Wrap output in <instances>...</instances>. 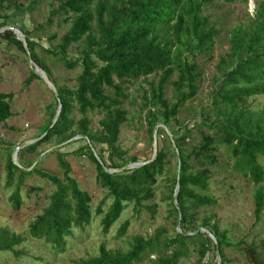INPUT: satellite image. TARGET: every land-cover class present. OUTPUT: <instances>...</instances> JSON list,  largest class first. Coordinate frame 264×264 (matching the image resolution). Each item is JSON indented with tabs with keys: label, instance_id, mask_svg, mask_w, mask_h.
<instances>
[{
	"label": "trees",
	"instance_id": "obj_1",
	"mask_svg": "<svg viewBox=\"0 0 264 264\" xmlns=\"http://www.w3.org/2000/svg\"><path fill=\"white\" fill-rule=\"evenodd\" d=\"M25 1L33 5L42 0ZM219 1L246 2L59 0L57 6L50 10L48 20L52 16H63L64 22L69 24L54 49L40 46L32 36L27 35V31H24V44L11 30H5L1 35L4 40L27 52L47 74L49 70L46 64L36 53L37 46L59 57L67 69L80 67V71L73 87L55 85L59 113L54 124L50 126L55 111L36 139L20 149L19 156L24 152L35 153L28 165H23L22 160H19L24 168H31H19L12 162L11 155L8 156L5 186L11 189L8 201L13 209L21 207L23 199L20 187L24 179L32 174L47 179L54 190L49 194L48 204L42 212L29 222L25 234L0 226V251H10L15 257H20L24 250L18 246L31 237L43 240L56 252H63L73 229H82L91 221L92 197L79 187L71 175V165L65 153H56L62 176L48 170L41 171L34 164L41 153L37 152L38 147L53 138L62 143L79 135L87 141L74 153L86 154L95 163L96 181L106 190V197L110 198L108 204L101 200L95 208V213L100 215L103 235L109 232L130 202L135 213L146 209L151 218L155 217L157 203L145 202L154 199L156 180L164 173L168 161L167 148L160 141L165 130H156L155 156L149 162L133 167L129 165L140 161L120 147L118 138L121 125L128 118L123 106L128 97L126 82L157 74L156 81L147 82L141 107L145 109L150 142L154 127L162 124L172 135L179 152L180 162H177L174 176L168 179L170 183L165 188L164 200L168 204V217L174 218V224L180 210V231L175 229L170 236L164 226H159L147 238L140 234L131 235V242L125 250L108 248L101 242L97 254L78 258L74 263L139 264L147 259L149 264H179L182 257L189 255V246L194 245L198 251L194 264H203L205 255L212 248V241L204 236L200 228L213 235L221 264L228 260L223 248L237 246L241 241L230 239L228 231L220 228L214 213L204 216L199 222L197 214L202 208L217 204V199L207 193L212 174L210 166L218 162L217 142L229 148L234 159L233 168L257 185L253 192V214L256 220H259L264 209V165L261 162V159L264 160V109L251 110L247 104L250 97L264 95L263 3L255 7L247 25L235 26L230 31L228 49L216 63L218 87L209 103L214 113L201 121L208 132L202 133L200 144L189 150L184 146L189 134L187 130L178 135L171 126V123L179 124V110L198 92L203 70L196 62L197 55L203 54L206 60L213 58L214 40L219 36L220 28L204 14V9ZM19 6V0H0V11ZM73 44L79 45V54L69 59L67 53ZM33 78L39 76L31 70L26 83ZM168 85H171L172 100L165 94ZM12 99V92H0V122L11 117ZM74 110L81 115L77 120L73 116ZM92 111L102 114L98 120L99 128L90 127L91 120L87 114ZM170 144L173 147L171 140ZM96 146H99L97 152ZM195 163L199 167H195ZM178 167L176 207L173 193L177 187ZM129 225L130 220L125 219L117 228L115 237L120 239L126 236ZM244 249L251 263L259 264L255 246L246 245ZM152 254L155 256L150 257Z\"/></svg>",
	"mask_w": 264,
	"mask_h": 264
},
{
	"label": "rangeland",
	"instance_id": "obj_2",
	"mask_svg": "<svg viewBox=\"0 0 264 264\" xmlns=\"http://www.w3.org/2000/svg\"><path fill=\"white\" fill-rule=\"evenodd\" d=\"M58 2L59 0H42L31 5L28 1L19 0V7L0 11V92L13 93L12 115L5 122H0V226L21 234L26 233L29 222L48 204L49 194L54 190V186L47 179L36 174L26 177L20 187L23 203L18 210L13 209L8 201L11 189L5 186V168L8 156L11 155L12 158L19 145L34 141L41 133V128L52 119V113L59 110L55 99V85L73 87L76 84L80 67L67 69L59 57L48 54L37 46L36 53L46 64L49 70V74H47L27 52L9 44L1 35L9 29L17 39L24 43L26 39L24 31H27V35L32 36L37 44L54 49L69 24L64 22L63 16H52L51 20H48L50 10L56 7ZM260 3L264 4V0H246V2L235 3L219 1L204 9V14L208 15L220 28V34L214 40L212 60H206L203 54L197 55L196 62L203 70L198 82V92L179 110L177 115L179 124L171 123L178 135L187 130L189 134L184 140V146L189 150L200 144L202 133L208 132L207 127L202 125L201 121L208 119L214 113L209 103L212 93L218 87L215 76L217 75L216 63L228 49L230 31L235 26L247 25L250 16L254 14L255 7ZM78 47V44H73L70 47L67 53L69 59L78 56ZM31 70L35 71L39 78H33L27 84L26 79L29 78ZM157 76V74H151L129 79L125 84L128 97L123 106L127 110L128 118L121 125L118 143L122 149L128 151V155H135L140 162L153 157L152 140L150 142L145 121V109H142L141 106L144 101V91L148 87L147 82L156 81ZM165 94L168 99L172 100L171 85H168ZM247 104L251 110L264 109V95L250 97ZM73 116L77 120L81 115L74 110ZM87 116L91 120L90 127L92 129L99 128L98 120L102 114L92 111ZM157 128L165 130V134L160 136V141L167 148L168 161L164 173L159 175L156 180L154 199L145 202L157 203V212L154 218H151L146 209L135 213L133 204L130 202L111 226L109 232L103 235L100 215L95 213V208L101 200L108 204L110 198L106 197V190L96 181L95 163L86 154L74 153L79 146L84 145L87 141L81 139L79 135L62 143H58L57 139L53 138L38 147L37 152L41 151V153L37 156V161L34 164L41 171L48 170L62 176L56 153L64 152L71 165V175L77 180L79 187L86 190L92 197L91 221L82 229H73L72 235L67 237L66 249L63 252L54 251L48 243L41 239L28 237L18 246L24 250L23 255L15 257L10 251H0V263L75 264L74 261L78 258L97 254L101 242H104L108 248L125 250L131 242V235L140 234L147 238L159 226H164L167 229V235L172 236L176 224H174L173 217H168V204L164 200V196L166 195L165 188L170 183L168 179L174 176L177 158L175 149L170 144L172 135L163 125H159ZM215 145L218 149V162L210 166L212 174L207 193L217 199V204L202 208L197 214V222L201 221L204 216L214 213L220 228L228 231L230 239L234 242L241 241L237 246L223 248L224 254L228 258L223 264H252L244 249L246 245L251 244L256 248L259 264H264V209L260 213L259 220H256L253 214V192L257 185L233 168L234 159L226 145L218 142ZM10 147L13 149L10 150ZM22 147L16 152V159L18 162L22 160L23 165H28L35 153L24 152L19 156L18 153ZM97 151H99V146H96ZM261 162L264 165V160L261 159ZM195 167H199V164L195 163ZM262 184L264 186V181ZM125 219L130 220L127 235L118 239L115 237L117 228ZM200 231L212 241V248L205 255L203 264H221L214 245V237H210L206 229L200 228ZM194 247V245L189 246V255L182 257L179 264H194L196 262L198 251ZM154 256L155 254L150 255V257ZM139 264H149V261L146 259Z\"/></svg>",
	"mask_w": 264,
	"mask_h": 264
},
{
	"label": "water",
	"instance_id": "obj_3",
	"mask_svg": "<svg viewBox=\"0 0 264 264\" xmlns=\"http://www.w3.org/2000/svg\"><path fill=\"white\" fill-rule=\"evenodd\" d=\"M24 43H25V41H24ZM26 45H27V44H26ZM26 45H25V46H26ZM55 95H56V97H57V99H58V101H59L58 95H57V94H55ZM58 113H59V110L56 112L54 118L52 119V122H51V125H50V126H52V125L54 124V122H55V120H56V117H57V114H58ZM159 125H162V124H157V125L154 127L153 135H152V145H151V146H153V157L155 156V154H156V152H157V136H156V130H157V127H158ZM171 141H172V143H173V147H174L175 152H176V155H177V156H176V157H177V162L179 163V162H180V156H179L178 149L176 148V145H175L174 140H173L172 138H171ZM24 145H26V144L23 143V144L19 145V146L15 149V151H14V155H13V157H12V161H13V163H14L16 166H18L19 168H22V169H24V170H29L31 167H29V168H24L23 166H21V165L19 164V162H18L17 159H16V152L18 151V149H19L20 147H22V146H24ZM94 154H95V156L97 157V159L99 160V162L104 166V164H103L102 161L100 160V158H99V156L97 155V153L94 152ZM153 157H152V158H153ZM150 160H151V159H149V160H147V161H144V162H135L134 164L129 165V167L138 166V165H141V164H143V163H147V162H149ZM36 161H37V160H35V163H36ZM178 177H179V167L177 168V187H176V189H175V191H174V193H173V202H174V204H175L176 207H177L176 195H177V190H178V188H179ZM178 211H179V214H178V217H177V220H176V229H177V231H180V230H179V224H180L181 213H180V210H179V209H178ZM208 233H209V236H210V237H213V235H212L210 232H208ZM216 248H217V246H216ZM216 251L218 252L217 249H216Z\"/></svg>",
	"mask_w": 264,
	"mask_h": 264
}]
</instances>
